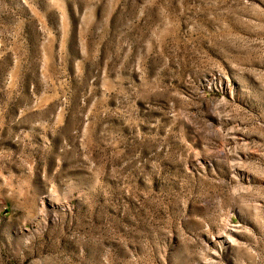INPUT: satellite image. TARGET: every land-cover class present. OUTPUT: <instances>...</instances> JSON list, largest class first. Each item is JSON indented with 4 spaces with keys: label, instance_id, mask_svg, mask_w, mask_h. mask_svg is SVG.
Segmentation results:
<instances>
[{
    "label": "rangeland",
    "instance_id": "rangeland-1",
    "mask_svg": "<svg viewBox=\"0 0 264 264\" xmlns=\"http://www.w3.org/2000/svg\"><path fill=\"white\" fill-rule=\"evenodd\" d=\"M0 264H264V0H0Z\"/></svg>",
    "mask_w": 264,
    "mask_h": 264
}]
</instances>
